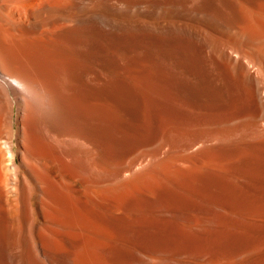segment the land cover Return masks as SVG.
Returning a JSON list of instances; mask_svg holds the SVG:
<instances>
[{"label": "bare ground", "instance_id": "obj_1", "mask_svg": "<svg viewBox=\"0 0 264 264\" xmlns=\"http://www.w3.org/2000/svg\"><path fill=\"white\" fill-rule=\"evenodd\" d=\"M0 264H264V0H0Z\"/></svg>", "mask_w": 264, "mask_h": 264}]
</instances>
